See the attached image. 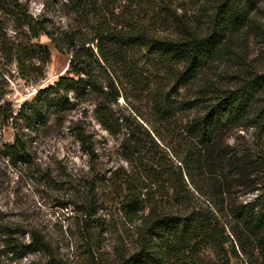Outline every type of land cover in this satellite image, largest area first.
<instances>
[{"label":"trees","instance_id":"trees-1","mask_svg":"<svg viewBox=\"0 0 264 264\" xmlns=\"http://www.w3.org/2000/svg\"><path fill=\"white\" fill-rule=\"evenodd\" d=\"M175 2L54 0L56 20L48 3L32 14L18 0H0V74L15 67L39 85L51 52L34 41L46 37L69 55L68 70L19 116L29 127L45 108L59 119L81 109L85 119L91 106L101 129L121 140L130 170L106 179L109 199L122 226L139 225L132 249L117 251L111 264H264V72L246 69L239 52L250 46L248 30L264 47V0H203L193 15L179 14ZM222 66L228 85L209 76ZM84 122L73 130L99 184L97 141ZM4 150L18 163L26 145L16 137ZM97 206L75 208L88 241L99 236ZM6 236L13 256H50L43 236L29 244Z\"/></svg>","mask_w":264,"mask_h":264},{"label":"rangeland","instance_id":"rangeland-1","mask_svg":"<svg viewBox=\"0 0 264 264\" xmlns=\"http://www.w3.org/2000/svg\"><path fill=\"white\" fill-rule=\"evenodd\" d=\"M18 1L28 5L32 14H39L43 4L48 3L49 16L56 20L59 16L57 8L52 7L54 0ZM200 1L203 0H176L174 6L179 14L193 15L198 12L196 5ZM8 26L13 35L11 24ZM248 33L251 37L245 46L249 43L250 46L239 50L242 62L246 69L264 72V54H260L264 47L255 36V30ZM34 43L48 47L51 52L45 79L39 85L21 78L15 67H11L10 75L0 74V264H111L119 251L132 249L135 228L139 225V220L135 219L130 226H122L124 214L118 212L109 199L113 196L112 187L110 189L106 179L117 170H130L121 156V140L101 129L93 118L91 106L87 107L89 113L85 119L81 109L59 119L52 115V109L45 108L44 118L28 127L27 117L19 116V111L23 106L28 108L34 104L40 89L53 85L66 73L70 59L69 55L59 53L46 37ZM224 71L223 66L214 67L209 76L214 79L221 75L217 78L219 82L228 85L229 79L222 77ZM120 105L125 114L131 113L122 100ZM142 107L146 118L151 119L147 107ZM11 112L13 117L7 120ZM81 120L97 141V177L105 179L99 184L94 181L96 175L91 170L89 157L75 138L74 124ZM251 134L249 132L248 138ZM16 137L26 145L24 159L18 163L6 156L4 150L5 145L15 143ZM261 146L264 140H258V151ZM258 183L264 194V175H258ZM251 197L246 194L240 200L248 201ZM91 200L98 204L92 225L98 227L99 236L94 241L81 236L82 218L75 215L76 206L83 207ZM8 233L13 236L12 241L19 244H29L33 235L47 238L51 243L50 256L45 253L13 256L7 248Z\"/></svg>","mask_w":264,"mask_h":264}]
</instances>
